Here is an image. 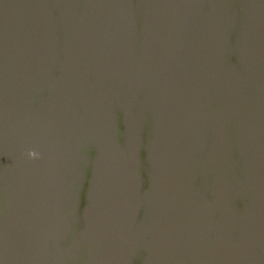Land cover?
Returning <instances> with one entry per match:
<instances>
[{
    "label": "water",
    "instance_id": "obj_1",
    "mask_svg": "<svg viewBox=\"0 0 264 264\" xmlns=\"http://www.w3.org/2000/svg\"><path fill=\"white\" fill-rule=\"evenodd\" d=\"M0 264H264V0H0Z\"/></svg>",
    "mask_w": 264,
    "mask_h": 264
},
{
    "label": "clouds",
    "instance_id": "obj_2",
    "mask_svg": "<svg viewBox=\"0 0 264 264\" xmlns=\"http://www.w3.org/2000/svg\"><path fill=\"white\" fill-rule=\"evenodd\" d=\"M38 154L35 151H29V156L36 157Z\"/></svg>",
    "mask_w": 264,
    "mask_h": 264
}]
</instances>
